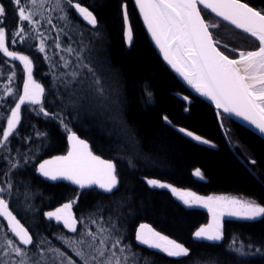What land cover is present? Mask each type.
Instances as JSON below:
<instances>
[{"label":"trees","instance_id":"trees-1","mask_svg":"<svg viewBox=\"0 0 264 264\" xmlns=\"http://www.w3.org/2000/svg\"><path fill=\"white\" fill-rule=\"evenodd\" d=\"M242 1L257 10L264 9V0ZM39 2L37 0L38 15L35 18L40 19L41 23L37 31L53 39L60 35L62 47L71 45L76 48L85 62H91L110 99H115L118 94L122 103L118 119L112 120L111 117L117 116L116 106L109 103L110 111L100 108L95 93L89 87L90 80L86 81L82 89L76 86L74 95L66 94L54 78L51 63L45 60L47 55L52 62L59 61L53 39L46 41L45 53L38 50L39 39H27L16 44H12L10 39L6 41L10 50L29 56L33 61V79L46 90L41 105L22 106L18 136L12 138L9 144L11 151L0 152V185L10 179L13 192L17 193L18 189L19 199L15 195L10 197L9 209L30 230L34 240L47 237L53 246L61 248L77 264H81L71 249L65 248L56 239L61 233L69 238L77 234L44 216L45 212L76 201L72 212L78 219L93 215L97 218L102 216L104 220L120 217L122 244L131 246V250L140 258L138 264H206L210 259L218 260L220 264H234L233 254L228 251V245L233 242L246 253H251L237 257L239 264H264V218H227L222 222V241L198 240L194 238V233L207 223V212L185 205L168 188L150 187L146 183V179H157L176 189L203 196L237 194L264 206V140L228 117H223L228 135L238 144L236 153L241 157L239 146L246 151L252 160L250 168L254 175L227 146L213 107L192 94L162 61L132 0H74L82 6H91L89 10L98 20L99 36H94L92 31L81 33L80 28L73 31L75 25L83 27L86 24L75 13V9L71 10L73 15L69 17L72 24L66 27V22L58 19L62 13L56 8L55 0H47L43 9L39 8ZM125 3L133 29L131 45L125 42L123 35L122 6ZM0 4L5 7V28L15 31L19 23L18 14H14L15 4L12 0H0ZM48 17L52 19L51 25L46 23ZM205 19L209 23L217 20L210 14L205 15ZM53 25L56 29H64L66 34L54 30ZM221 26L244 40V44H241V40L227 38L225 32L212 30L216 39L227 44L228 49L248 51L258 47L252 38L224 23ZM87 28L91 30L92 26L87 25ZM69 59L75 62L73 57ZM4 60H8V63L4 64ZM55 71L58 74L65 70L58 68ZM10 76L14 78L9 80ZM25 79L23 64L0 54V94L4 93L5 85L13 93L0 101V124L3 127H7V116L10 115V109L15 107L13 101L18 102V95H22ZM41 106L49 113L64 116L68 127L89 144L94 155L115 164L120 183L114 195L103 193L94 186L81 189L70 181H51L36 171L44 160L64 155L69 145L68 132L63 125L58 119L40 113ZM180 128L192 131L215 146L192 140L182 134L178 130ZM37 131L46 135L37 137ZM26 154L32 155V159L27 166H23ZM5 155L9 159L15 158L14 162L21 165L8 176L4 175L8 167L7 161L2 159ZM129 160L135 164L134 168L129 166ZM196 169L201 171L203 178L193 175ZM25 193L30 194L27 203L23 199ZM29 204L31 210H28ZM0 220L3 221L1 217ZM141 224L189 248L191 255L169 257L160 250L140 244L135 236ZM6 227L3 221L0 226V244L6 235ZM81 227L77 225L78 231ZM249 244L250 249L247 247ZM257 249L260 251L257 252ZM3 251L0 248L1 256ZM3 257L9 260V264L12 259H19L14 254Z\"/></svg>","mask_w":264,"mask_h":264},{"label":"snow or ice","instance_id":"snow-or-ice-1","mask_svg":"<svg viewBox=\"0 0 264 264\" xmlns=\"http://www.w3.org/2000/svg\"><path fill=\"white\" fill-rule=\"evenodd\" d=\"M15 4L14 14H18L19 23L15 31L6 29L4 17L5 7L0 4V54L3 57L11 58L13 61H20L23 64V72L26 79L23 82V94L18 95V102L10 109L7 116V127L0 124V152H10L9 144L12 138L18 136V125L22 121V106L26 104L41 105V98L45 93V88L33 79V61L28 55L18 54L15 50H10L6 44L11 40L12 44L25 42L27 39H39V52H46V41L53 39L38 32L40 19H37V0H12ZM47 0H40L39 8L43 9ZM56 8L62 13L58 19L66 22V27L72 24L70 15L72 9L79 17L86 22L80 28L81 33L92 31L94 36H99L97 29L98 20L91 6H82L74 0H55ZM135 5L143 17L144 24L151 34L152 40L164 55V59L175 69L187 83L195 89L201 96L211 100L217 109H223L224 113L234 114L242 117L249 125L254 126L261 135H264V9H254L242 0H135ZM199 6H202L199 7ZM123 35L124 40L129 45L133 42V29L130 23L127 3L123 6ZM210 10L214 18H219L215 23H209L205 19ZM222 22L234 26L250 37L258 41V48L252 51H239L238 58H230V53H236L237 49H228V45L216 39L213 34L214 29H219ZM46 23L51 25L52 19L48 17ZM91 25L92 29H88ZM53 29L59 33H64V29ZM11 34L9 35V32ZM29 33L31 35L29 36ZM57 49L55 55L59 56V61L52 62L51 57L45 55V60L51 63L54 78L58 81V86L64 89L69 96L76 93V86L82 89L86 81L99 101V107L105 111H110L109 103L117 108V116L110 119H118V110L122 100L117 94L115 99H110L108 91L104 87L101 79L97 76L91 62H85L80 52L71 45L62 47L60 35L53 39ZM87 47V46H85ZM221 48L227 50L222 51ZM83 51V48L81 49ZM66 53L67 55H62ZM69 57H73L70 60ZM4 64L8 60L3 61ZM58 68L65 71L57 72ZM14 77H9L12 80ZM5 91L0 94V101L12 93V89L7 85ZM118 93V89H113ZM150 95V94H149ZM185 100L188 97H184ZM35 110V109H33ZM187 111V109H185ZM39 112L45 117L58 119L68 132L69 151L65 156H57L50 160L39 163L36 171L43 177L51 181L66 180L78 185L81 189L97 187L103 193L113 194L119 190V178L116 166L111 160L101 159L94 155L89 148V144L80 139L65 122V117L60 114L49 113L44 106L39 108ZM218 116L221 114L218 112ZM79 118V114L77 116ZM167 121V117H165ZM170 123V122H169ZM181 133L186 134L193 140L210 144L211 142L195 135L192 131L180 128ZM46 134L37 131V137H44ZM28 139V138H22ZM215 146V145H211ZM19 151V150H17ZM7 161L8 167L4 172L8 176L13 170L21 167L19 162H14L15 158L9 159L7 155L2 157ZM32 155H25L24 165L31 162ZM255 163V161H253ZM129 166L135 164L129 160ZM193 175L203 178L199 169ZM150 187L170 188L172 193L178 196L185 205L193 206L201 204L207 207L213 214V221L206 227H201L194 233V238L207 240L210 242H220L223 240L222 225L219 216L227 215L244 220H257L264 218V206L255 201L241 200L238 198L208 197L207 200L195 196L191 192H179L176 188L168 184L161 183L157 179H146ZM18 196L13 192V183L9 179L0 185V217L7 220L6 235L2 238L3 255L19 257L12 259L11 264H77L71 256L59 247L51 244L47 237L35 241L30 230L24 227L13 211L9 209V198ZM24 202L30 199V194L25 193ZM76 201H70L56 208L54 211L44 213L49 220L62 223L69 232L76 233L73 238L66 237L63 233L58 235V239L65 248L71 249L81 264H138L140 259L131 250V246L122 244L123 236L120 232V217L115 219L109 217L104 220L101 216L97 218L93 215L90 218H76L72 212ZM213 204L222 206L219 216ZM28 205V210H31ZM103 211V209H101ZM81 225L78 231L77 225ZM3 221L0 220V226ZM90 225H94L92 228ZM10 233L11 235H8ZM136 241L147 245L149 248L159 249L169 257H189L191 250L174 240L162 236L155 232L146 224H141L136 230ZM250 249L251 245H247ZM228 251L233 254L234 264H239L237 257L251 254L245 252L242 247L235 246V242L228 245ZM257 252L260 249L256 250ZM0 264L6 261L0 260ZM206 264H220L218 260L210 259Z\"/></svg>","mask_w":264,"mask_h":264},{"label":"rangeland","instance_id":"rangeland-1","mask_svg":"<svg viewBox=\"0 0 264 264\" xmlns=\"http://www.w3.org/2000/svg\"><path fill=\"white\" fill-rule=\"evenodd\" d=\"M211 23H215V22H211ZM218 31V30H220V32H225L226 33V37L227 38H229V39H231V40H233V39H235V40H241V44L243 43V41L244 40H242V38H240L238 35H236L234 32H228L226 29H224V27L223 26H220V28L219 29H215V31ZM244 44V43H243ZM258 48V47H257ZM256 48V49H257ZM235 49H237V52L236 53H230L229 52V55H230V57L231 58H238V53H239V51H243V50H241V49H238V48H235ZM256 49H253V50H256ZM248 51H252V50H248ZM246 52V51H245ZM22 94H23V92H22ZM216 115H217V113H216ZM223 115H220V116H218V118H219V120H220V123H221V126H222V128H223V130H224V132H225V134H226V136H227V138H228V140H229V142H230V144H231V146L233 147V149L234 150H236V149H238V144L236 143V142H234V141H232V139L230 138V136L228 135V132H227V128H226V125H225V123H224V120H223ZM179 130V129H178ZM187 131V130H186ZM182 134H184V133H182ZM185 136H187L186 134H184ZM188 137V136H187ZM189 138H191V137H189ZM192 139V138H191ZM204 139V138H203ZM193 140V139H192ZM195 141V140H194ZM197 142V141H196ZM68 143H69V141H68ZM198 143H200V142H198ZM201 144H204V143H201ZM204 145H208V146H211L210 144H204ZM69 147H70V145H68V149H67V151L65 152V154L64 155H62V156H65V155H67V153H68V151H69ZM239 148H240V151H241V158L244 160V162L250 167V164L252 163V160H251V158L248 156V154L246 153V151H244V150H242V147H240L239 146ZM55 158V157H54ZM51 159H53V158H51ZM48 160H50V159H48ZM195 172V171H194ZM193 172V173H194ZM197 177V176H196ZM197 178H200V177H197ZM76 185V184H75ZM76 186H78V185H76ZM79 187V186H78ZM95 187V186H94ZM169 190H170V192L172 193V191H171V189L170 188H168ZM179 192H191V191H189V190H182V189H177ZM191 193H193V192H191ZM173 194V193H172ZM195 196H199V197H201V198H203L204 200H207V198L208 197H213V198H216V197H224V198H238V199H241V200H248V201H254V200H252L251 198H248V197H245V196H241V195H237V194H230V193H223V194H209V195H205V196H203V195H198V194H195V193H193ZM174 195V194H173ZM178 200H180L182 203H183V201L178 197V196H176V195H174ZM214 208H215V210H216V213H217V215L219 216V213H220V211L222 210V206H219V205H215V204H213L212 205ZM190 207H197V208H201V209H203L204 211H206L207 212V214H208V221H207V223L205 224V225H202L201 227H206L207 225H209L210 223H212V221H213V214L211 213V212H209V210H208V208L207 207H204L203 205H201V204H196V205H193V206H190ZM227 218H231V219H238V218H235V217H230V216H227V215H223V216H219V219H220V223H221V225H222V222H223V220L224 219H227ZM52 221H55L54 219L52 220ZM55 222H57V221H55ZM58 223V222H57ZM59 224H61L62 226H63V224L62 223H59ZM200 227V228H201ZM63 228H64V226H63ZM139 228V227H138ZM65 229V228H64ZM152 229V228H151ZM65 230H67V229H65ZM68 231V230H67ZM72 233V232H71ZM1 234V233H0ZM147 246V245H146ZM157 250H159V249H157ZM4 255L2 254V256L0 255V260H3V261H6V264H9V260L7 259V258H4L3 257Z\"/></svg>","mask_w":264,"mask_h":264},{"label":"water","instance_id":"water-1","mask_svg":"<svg viewBox=\"0 0 264 264\" xmlns=\"http://www.w3.org/2000/svg\"><path fill=\"white\" fill-rule=\"evenodd\" d=\"M133 1V3H134V6H135V8H136V10H137V13H138V15H139V17H140V20H141V22H142V24H143V26H144V28H145V30H146V33H147V35H148V37H149V39H150V41H151V43H152V45L154 46V48L156 49V51H157V53L159 54V56H160V58L162 59V61L167 65V67L171 70V72L176 76V78L192 93V94H194V95H196V96H198L199 98H201V99H203L205 102H207L209 105H211L212 107H213V109L216 111V113H220L221 115H223V116H225V117H228L229 119H231V120H233V121H235L236 123H238V124H240L241 126H243V127H245L246 129H248L249 131H251L252 133H254V134H256L257 136H259L260 138H262L263 140H264V135H261L260 133H259V131L258 130H256L255 128H254V126H251V125H249L248 124V122H246V121H244L243 120V118L242 117H237V116H235L234 114H229V113H224L223 112V109H217L216 107H215V104L211 101V100H209V99H207L206 97H204V96H201L198 92H196L195 91V89L194 88H192L188 83H187V81H185L184 79H183V77H181L180 76V74L175 70V69H173L172 67H171V65L170 64H168V62L164 59V55H163V53L160 51V49L156 46V44H155V42L152 40V38H151V34L148 32V30H147V26L144 24V21H143V17L140 15V12H139V9L137 8V6L135 5V0H132ZM243 2V1H242ZM245 3V2H244ZM250 6V5H249ZM199 7H201L202 8V6H199ZM252 7V6H251ZM255 9V8H254ZM208 14H210L211 16H213L214 17V14H212V13H210V10H205ZM215 19H219V18H215ZM222 23H224L225 25H227V22H222ZM227 26H229V27H231V28H233L234 30H236V31H238V32H240V33H242V34H244V35H246V36H248V37H250L248 34H246V33H243L241 30H238V29H235L234 28V26H230V25H227ZM250 38H252V37H250ZM253 40H255L254 38H252ZM257 43H258V41H256ZM231 58V57H230ZM217 120H218V124H219V127H220V130H221V133H222V135H223V137H224V140H225V142H226V144H227V146L230 148V150L235 154V156H236V158L244 165V166H246L247 168H248V170L251 172V173H253L254 174V172L252 171V169L250 168V167H248V165L244 162V160L236 153V151L233 149V147L231 146V144H230V142H229V140H228V138H227V136H226V134H225V132H224V130H223V128H222V126H221V123H220V120H219V118H218V115H217ZM255 175V174H254ZM43 177V176H42ZM43 178H45V177H43ZM45 179H47V178H45ZM2 219H3V221L7 224V220L4 218V217H1ZM18 220V219H17ZM21 223V222H20ZM22 224V223H21ZM23 225V224H22Z\"/></svg>","mask_w":264,"mask_h":264}]
</instances>
